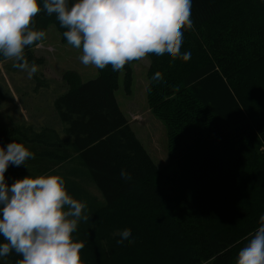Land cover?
<instances>
[{
    "label": "trees",
    "instance_id": "trees-1",
    "mask_svg": "<svg viewBox=\"0 0 264 264\" xmlns=\"http://www.w3.org/2000/svg\"><path fill=\"white\" fill-rule=\"evenodd\" d=\"M191 11L193 28L181 47L190 60L148 55L147 100L166 127L176 171L155 165L115 99L120 72L129 91L137 61L70 85L54 101L62 136L0 130V146L27 142L35 157L27 168L9 167V185L59 174L69 194L87 203L89 219L74 234L85 245V264H235L264 215V3L192 0ZM34 26H53L67 43L54 15L39 13ZM34 48L25 49L27 59L39 64ZM156 72L161 78L153 81ZM121 230L130 244L117 246ZM20 259L13 252L6 261Z\"/></svg>",
    "mask_w": 264,
    "mask_h": 264
},
{
    "label": "clouds",
    "instance_id": "clouds-1",
    "mask_svg": "<svg viewBox=\"0 0 264 264\" xmlns=\"http://www.w3.org/2000/svg\"><path fill=\"white\" fill-rule=\"evenodd\" d=\"M264 3V0H261ZM192 0H0V62L14 60V67L29 78L39 66L29 62L25 49L44 47L47 33L34 20L41 12L55 16L68 45L80 50V62L104 70L120 71L149 54L165 61L187 62L191 52H181L184 31L193 28ZM156 72L152 80L158 81ZM150 91V89H147ZM34 153L23 143L0 146V264L13 252L17 264H85L84 243L74 235L87 222V203L68 192L59 174L45 173L16 179L5 173L10 166L26 167ZM27 168V167H26ZM121 177L131 180L126 170ZM117 246L130 244V234L119 232ZM235 264H264V215Z\"/></svg>",
    "mask_w": 264,
    "mask_h": 264
},
{
    "label": "rangeland",
    "instance_id": "rangeland-1",
    "mask_svg": "<svg viewBox=\"0 0 264 264\" xmlns=\"http://www.w3.org/2000/svg\"><path fill=\"white\" fill-rule=\"evenodd\" d=\"M46 33L44 47H36L31 51V56L39 62L36 63L39 70L31 78L26 71L14 67L16 61L0 62V92L3 96L0 99V130L19 127L31 128L38 133L44 129H53L62 136V126L54 101L70 85L87 82L99 74L95 67H85L80 62L81 51L63 43L61 35L53 26ZM29 54L30 52H25L26 57ZM149 65L147 57L131 66L132 85L129 91L124 90V72H120L115 99L155 165L159 169L173 172L177 168H171L170 165L166 127L153 114L147 100ZM11 142L12 140L7 141V144ZM27 145L26 142L25 146L33 150V147ZM261 151L264 152L263 146ZM71 159L69 164L72 163ZM89 191L102 202L100 193L94 187H90Z\"/></svg>",
    "mask_w": 264,
    "mask_h": 264
}]
</instances>
